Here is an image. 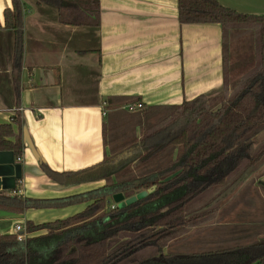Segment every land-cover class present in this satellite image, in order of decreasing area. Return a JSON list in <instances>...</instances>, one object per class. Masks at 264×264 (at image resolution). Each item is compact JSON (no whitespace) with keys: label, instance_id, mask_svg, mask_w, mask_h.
Masks as SVG:
<instances>
[{"label":"trees","instance_id":"trees-1","mask_svg":"<svg viewBox=\"0 0 264 264\" xmlns=\"http://www.w3.org/2000/svg\"><path fill=\"white\" fill-rule=\"evenodd\" d=\"M36 1L54 8L64 26L96 29L101 25L100 0ZM12 4L0 30L13 35L11 79L19 98L25 5L23 0H12ZM178 5L181 24L222 27V89L180 106L132 112L124 107L141 103L139 99H107L111 113L104 125V140L111 154L79 172L58 174L43 167L60 186L106 184L64 199L0 195V210L14 214L89 204L81 213L55 223L28 222L27 233H44L23 242L16 234L0 236V264H264V240L215 251L164 253L174 243L214 225L223 203L264 175V15L239 13L217 0H178ZM237 33L253 37L250 65L240 60L230 66L229 40ZM22 148L13 126H1L0 152L19 156ZM166 153L168 159L158 164ZM149 191L126 207L112 209L109 204L116 195L128 199Z\"/></svg>","mask_w":264,"mask_h":264},{"label":"crops","instance_id":"crops-1","mask_svg":"<svg viewBox=\"0 0 264 264\" xmlns=\"http://www.w3.org/2000/svg\"><path fill=\"white\" fill-rule=\"evenodd\" d=\"M217 1L239 13L264 15V0ZM23 3L19 98L11 79L13 35L0 30V127L12 125L23 146L21 155L14 154L16 164L23 166L22 180L16 191L0 190L3 197L54 200L103 187L105 181L60 186L43 167L58 174L79 172L102 163L111 154L104 140V125L111 113L106 109L107 99H139L143 108L180 106L216 93L224 85L222 27L181 24L178 0H100L101 25L96 29L64 26L54 8L36 0ZM12 7V0H0L2 26L5 11ZM28 140L38 154L31 151ZM259 196L250 198L252 213ZM88 205L29 209L23 214L0 210V236L16 234V226L26 229L28 222L42 225L67 219ZM252 215L257 221L250 234L242 231L237 236L222 230L224 233L210 240L212 251L264 240L245 242L264 228L263 221L257 227L264 217ZM43 233L26 232L27 238ZM172 246L164 253H185L170 251Z\"/></svg>","mask_w":264,"mask_h":264},{"label":"rangeland","instance_id":"rangeland-1","mask_svg":"<svg viewBox=\"0 0 264 264\" xmlns=\"http://www.w3.org/2000/svg\"><path fill=\"white\" fill-rule=\"evenodd\" d=\"M253 41V37L250 33H237L230 36V66L240 60H243L245 62L244 65H250L252 63L254 46ZM139 134L140 130L137 129V138H139ZM127 136L131 137L129 133L127 134ZM176 153L177 152H174L173 155L176 156ZM168 156L169 153L161 156L158 160V164L162 165L168 159ZM152 168H157V166H154ZM136 173L140 175L139 171H136ZM114 181H117L116 178L114 179ZM254 181L255 186L250 187V183H248L238 192L235 198L227 199L223 203V205L221 206L220 217L216 225L208 228H201L198 233H194L185 240L173 244V246L170 247L171 249L169 250L185 251V253H193L197 251H212L211 247L213 246H210V240L216 239L219 233H224L222 230L231 231V234L237 236L239 235V233H242V231L245 232L246 235L250 234V227L252 228L254 222L257 221L252 218V214L262 215V217H264V187L262 185L264 184V175L256 178ZM257 194L258 196H260L256 201L257 206L254 207L256 209V212L252 213L250 208H253V206L250 207V198H253ZM111 205L115 207H122L121 204H117L113 200L111 202ZM250 214L252 216H250ZM259 222L264 226V218H260L257 223ZM260 223L257 224V227L260 226ZM223 226H226V229H219ZM257 239H264V228H260L256 238L251 237L245 240V242L250 243V241L254 242Z\"/></svg>","mask_w":264,"mask_h":264},{"label":"water","instance_id":"water-1","mask_svg":"<svg viewBox=\"0 0 264 264\" xmlns=\"http://www.w3.org/2000/svg\"><path fill=\"white\" fill-rule=\"evenodd\" d=\"M28 145L34 154H38L37 149L30 140H28ZM129 154H124L128 156ZM124 156L119 159L122 160ZM23 177V166L21 164H16L15 156L12 152H0V190L2 191H16L17 184L22 180ZM149 192H141L136 196L126 199L124 195L114 196V201L117 204H121L122 207L129 206L137 201L146 197Z\"/></svg>","mask_w":264,"mask_h":264},{"label":"built area","instance_id":"built-area-1","mask_svg":"<svg viewBox=\"0 0 264 264\" xmlns=\"http://www.w3.org/2000/svg\"><path fill=\"white\" fill-rule=\"evenodd\" d=\"M143 109V104L141 103H138V104H135V105H128L126 107V110H129V111H136V110H141ZM22 112L23 110L22 109H19V112ZM104 115H106V113H104ZM18 162H21V159L18 158ZM115 206H112V209H114ZM15 232H16V235H17V238L20 242H23L27 239V235L26 234V229L22 226V225H17L16 228H15Z\"/></svg>","mask_w":264,"mask_h":264}]
</instances>
